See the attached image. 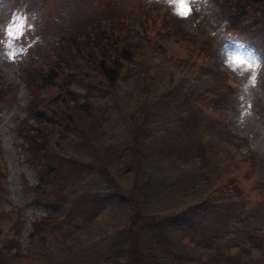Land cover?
Instances as JSON below:
<instances>
[{"label":"trees","instance_id":"obj_1","mask_svg":"<svg viewBox=\"0 0 264 264\" xmlns=\"http://www.w3.org/2000/svg\"><path fill=\"white\" fill-rule=\"evenodd\" d=\"M14 1L21 6L35 0ZM39 1L49 26L55 5ZM216 1L228 29L252 34L264 28V0ZM21 16V21L28 17L24 10ZM131 17V12L124 13L122 23L119 15H106V34L100 25L92 26L88 42L75 31L63 34L55 46L57 56H49L46 66L24 69L28 113L17 120L15 133L25 161L36 173L37 182L29 189L46 214L32 221L30 243L22 248L16 234L24 219L20 208L11 214L0 157V264H264V231H254L251 225L264 215L257 205L264 186L254 182L245 188L239 178H232L236 154L213 150L214 140L199 133L205 120L198 102L210 94L208 102L215 105L219 90L206 87L190 95L184 82L173 83L170 70L161 89L162 78L149 74L147 62L153 40L145 27L146 42L135 40L128 26ZM109 26L114 33H108ZM159 29L156 33L167 31L174 39L171 26ZM206 45L202 42L203 51ZM199 51L192 65L198 57L206 59L207 51ZM64 59L74 69L66 68ZM170 67L173 73L179 69L177 64ZM80 79L92 83V90H75L72 83ZM8 93L9 87L1 86L0 101ZM167 97L166 109L178 110L156 124L175 123L178 133L171 125L162 130L172 135L164 154L171 163L153 178L137 154L144 140L154 146L166 138L147 135V116ZM118 141L120 152L111 156L107 142L110 147ZM186 157L193 158L190 162ZM244 190H255L259 198ZM147 197L155 203L146 204ZM104 198L111 203L98 208ZM102 216L113 217L109 223L117 219V224L102 229ZM108 233L117 237L115 251ZM255 248L261 255L248 258Z\"/></svg>","mask_w":264,"mask_h":264},{"label":"rangeland","instance_id":"obj_2","mask_svg":"<svg viewBox=\"0 0 264 264\" xmlns=\"http://www.w3.org/2000/svg\"><path fill=\"white\" fill-rule=\"evenodd\" d=\"M52 1L56 12L52 9L54 17L47 26L46 11L39 0L21 6L14 0H0V87H9L7 97L0 101V157L13 204L11 214H15L20 208L24 219L16 234L22 248L30 243L32 221L46 214L45 207L35 201V193L29 189L37 182V177L33 168L24 159L18 146L20 140L15 133L17 120L28 113L30 94L26 86L24 69L32 64L46 66V59L49 56H57L55 46L61 42L60 37L63 34L75 31L88 42L87 31H90L92 26L99 25V30L106 34L105 16L108 14L113 17L119 15L121 18L119 22L123 23L124 13L131 12L132 17L128 26L135 40L141 44L146 42L144 27L148 30V36L153 40L147 61L150 66L149 74H159L163 82L161 89L167 84L170 70L172 72L170 76L172 78L174 76L173 83L184 82L192 91L190 95L199 93L206 87L219 90L215 92L217 101L215 105L208 102L210 94L198 102L199 113L205 120L199 133L206 140H214L213 150L225 149L227 154L231 152L236 154V160L231 161V167L234 165L230 174L232 178L237 180L239 178L245 188L254 182L264 186V28L256 29L252 34L228 29L229 22L224 19V13L216 0H188L190 8L188 14L180 12V5L176 0ZM23 10L28 17L21 21ZM165 25L172 27L174 39L169 37L167 31L162 34L156 33L159 28L163 30ZM112 32L113 28L109 26L108 33ZM90 36L91 40L94 39V33L91 32ZM160 41L162 43H159ZM206 41V50L203 51L202 42ZM198 50L200 54L207 51L205 53L207 57L206 59L198 57L192 65ZM63 61L66 62V68L74 69L70 61L65 59ZM175 64L179 65V69L173 73L174 69L170 66ZM92 85L82 79L72 83L73 88L80 93L92 90ZM169 98H164L159 105L150 108L147 116L151 121L147 126V135L149 132L151 137L163 135L166 138L153 142L154 146L151 144L147 146V140H144L145 147L140 148L137 154L140 161L145 163L142 164L143 168H147L153 178L156 171L162 173V170H169L171 163V157L168 158L164 154L169 152L166 145L172 141V135L162 130L171 125L174 133H178L175 123L156 124L164 119L163 116L168 117L170 113L174 114L178 110L166 109L164 105L168 104ZM116 136L118 135L112 130V140H116ZM120 149V141L112 143L110 147L107 142V150L111 156L119 153ZM242 156L246 158L245 161L240 160ZM192 158L186 157L190 162ZM195 158L200 160L199 156ZM127 162L128 159L123 158L122 163ZM187 169L190 170L191 167ZM89 175L91 178L95 177L92 171ZM122 188L127 190L126 185ZM245 193L253 199L259 198L255 190ZM163 195L167 197V194ZM145 202L155 203L150 197H147ZM110 203L111 200L107 201L104 198L103 204L97 207L104 208ZM257 205L262 207L264 214V196L258 200ZM102 217L104 219L101 223L102 229L106 225L111 228L117 224V219L109 223L113 217L111 219ZM251 225L254 226V231L263 232L264 215L252 221ZM108 238L113 240L115 251L118 244L116 235L108 233ZM260 252V249H251L248 258L255 259L261 255Z\"/></svg>","mask_w":264,"mask_h":264},{"label":"snow or ice","instance_id":"obj_3","mask_svg":"<svg viewBox=\"0 0 264 264\" xmlns=\"http://www.w3.org/2000/svg\"><path fill=\"white\" fill-rule=\"evenodd\" d=\"M176 2L180 5V12L182 14H188L190 12V8L188 7V0H176Z\"/></svg>","mask_w":264,"mask_h":264}]
</instances>
